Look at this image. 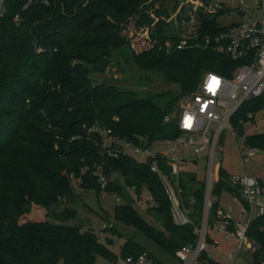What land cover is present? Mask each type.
<instances>
[{
    "label": "trees",
    "instance_id": "1",
    "mask_svg": "<svg viewBox=\"0 0 264 264\" xmlns=\"http://www.w3.org/2000/svg\"><path fill=\"white\" fill-rule=\"evenodd\" d=\"M165 1L3 0L0 264H95L99 256L119 259L109 248L113 241L103 242L93 229L47 220L21 222L34 206L61 222L74 218L76 210L65 206L57 213L56 209L76 196L75 186L126 200L114 208L116 221L133 227L174 256L182 246L196 243L194 228L203 221L206 183L195 187L196 177H185L182 164L183 204L193 224L176 225L171 202L149 161L124 154L122 147L116 156L109 155L101 136L93 131L111 130L122 142L144 149L175 140L182 134L177 125L180 100L196 92L207 73L231 78L246 62L215 50L214 38L237 23L221 25L217 18L225 10H209L210 0H196L200 7L188 4L178 12L176 22L188 43L177 49L181 37L168 33L170 14ZM139 33H144L142 39L137 38ZM167 41L172 42L171 48L166 47ZM119 56L160 74L175 89L144 95L93 81V75L106 72ZM263 108L264 94L244 102L230 119L233 132L241 135ZM245 145L264 151V133L246 136ZM159 166L169 174L164 157H159ZM98 173L106 179L104 185ZM217 178L209 229L218 220L222 192L238 196L231 174L221 168ZM128 190L138 197L148 191L154 203L150 211L160 228L140 215L133 199L126 197ZM262 227L260 218L248 229V237L260 248L252 264H261L263 259ZM212 242L208 235L207 246ZM144 253L160 262L132 239L126 240L119 255ZM200 260L211 262L207 250Z\"/></svg>",
    "mask_w": 264,
    "mask_h": 264
},
{
    "label": "built area",
    "instance_id": "2",
    "mask_svg": "<svg viewBox=\"0 0 264 264\" xmlns=\"http://www.w3.org/2000/svg\"><path fill=\"white\" fill-rule=\"evenodd\" d=\"M196 3L199 4L196 7L201 5L200 1ZM2 4L3 0H0V5ZM254 4L260 13L259 19L239 22L214 38L215 50L218 53L233 60L243 59L246 62L234 71L231 78L207 73L196 92L185 95L180 100L177 125L182 134L175 140L165 141V151L142 147L131 149L127 141L122 142L111 130L93 129L101 136L103 147L107 148L109 155L116 156L117 150L122 147L124 154L132 157L134 154L140 155L143 159L139 161H149L151 171L159 176L171 202L173 221L179 226L193 224L189 210L183 204L184 191L179 182L181 166L185 162L181 154L186 148H190L196 155H202L201 157L207 160L203 221L200 226L194 228L198 236L196 243L184 245L176 251L175 258L179 264H196L201 254L207 250V222L212 204L210 195L214 183L218 180L217 175L213 174V163L215 159L222 158L220 136L226 129L233 130L230 119L244 102L264 94V0H254ZM240 12L243 13L244 10ZM187 43L188 38L182 37L176 47L182 49ZM165 45L171 48L172 42L167 41ZM252 116L248 115L250 119ZM255 153L256 149H250L248 155L254 157ZM159 157L165 158L169 174L160 168ZM98 175L104 185L106 179L102 174ZM230 182L238 192L234 199L240 210V219L220 208L213 229L224 233L227 239L235 238L238 241L236 250L230 256L231 264H234L233 262L238 260L237 253L244 241H250L253 254L260 249L259 245L248 237V229L255 219L261 218L264 221V178L247 174L231 175ZM117 200L120 201L119 198ZM213 243L216 241L213 240ZM119 261L124 264H163L146 253L120 257ZM261 264H264V258Z\"/></svg>",
    "mask_w": 264,
    "mask_h": 264
},
{
    "label": "rangeland",
    "instance_id": "3",
    "mask_svg": "<svg viewBox=\"0 0 264 264\" xmlns=\"http://www.w3.org/2000/svg\"><path fill=\"white\" fill-rule=\"evenodd\" d=\"M192 2V3H191ZM196 0H166L165 7L168 9L170 16L168 17V33L177 34L179 37H185L183 32H180L179 25L176 22V15L182 7L192 4L195 8ZM200 7V6H198ZM209 10L224 9L225 13L219 16L218 22L223 26H229L233 23L242 21H251L260 18V13L255 9L254 0H210L208 5ZM244 10L243 13L240 11ZM0 11H3L0 5ZM184 24V23H183ZM189 30H191L189 28ZM188 30V31H189ZM144 33H139L137 38L142 39ZM138 39V40H139ZM93 81L115 85L121 89L135 90L142 94H150L156 92H164L174 90L175 86L167 85L160 74L146 71L130 60L122 57H117L112 60L110 67L102 74L92 76ZM172 117V116H171ZM170 119V117H169ZM235 132V131H234ZM231 129H226L220 136L219 147H222V158L215 159L213 163V174L218 176L219 170L222 168L231 175L247 174L256 178H264V151L256 150L255 156L250 157L248 152L250 148L245 145V137L253 134L264 133V108L255 114L254 120L246 124L241 135L236 134ZM132 149L134 146L129 145ZM153 151H165L167 144L165 142H156L152 145ZM207 154V152L205 153ZM139 161L143 157L134 154ZM182 157L185 160L184 175L189 177L193 174L196 177L195 187H199L207 181V160L202 159V155H196L192 149L186 148L182 152ZM204 155V154H203ZM116 176V175H115ZM114 177V176H113ZM118 180L121 178L118 176ZM76 184V182H73ZM75 197L70 198L67 203L59 206L56 211L61 212L65 206L76 210V216L72 219L61 222L52 216H48L45 209L34 206L32 211L21 222L27 220L34 221H50L56 224H64L67 226L82 227V229H93L100 234V239L107 242L111 239L113 244L110 249L119 256L122 245L127 239H132L153 257L158 259L163 264H179L175 256L165 249L160 247L150 238L146 237L141 232H137L133 227L125 226L123 223L116 221L114 208L126 200L119 198L112 193H101L99 196L95 191L84 190L75 186ZM126 197L133 199V205L145 219L157 228H160L156 222L155 214L150 209L154 206L148 191L143 190L141 196H136L132 191L128 190ZM119 198L120 201L117 200ZM214 197L210 195L212 202ZM220 208L230 212L235 218L240 219V210L234 199V196L227 192H222L219 199ZM245 220V219H244ZM208 235L216 243H208L207 254L211 259L205 260L204 264H231L230 256L236 250L238 241L235 238L226 239L223 233L218 230H208ZM238 260L234 264H252L254 254L250 250V241H244L237 253ZM260 258H264V252L260 254ZM58 264H64L60 261ZM95 264H124L119 261H109L103 257H97ZM196 264H203L199 259Z\"/></svg>",
    "mask_w": 264,
    "mask_h": 264
},
{
    "label": "crops",
    "instance_id": "4",
    "mask_svg": "<svg viewBox=\"0 0 264 264\" xmlns=\"http://www.w3.org/2000/svg\"><path fill=\"white\" fill-rule=\"evenodd\" d=\"M203 159V158H202ZM224 210V209H223ZM212 230H215V229H212ZM215 231H217V230H215ZM220 232V231H219ZM222 233V232H221ZM223 235H224V237H225V234L223 233ZM226 238V237H225ZM227 239V238H226ZM179 263V262H178Z\"/></svg>",
    "mask_w": 264,
    "mask_h": 264
}]
</instances>
